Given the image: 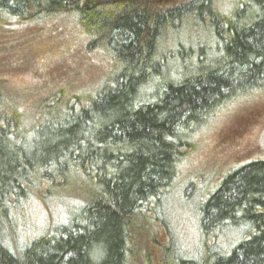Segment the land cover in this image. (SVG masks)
<instances>
[{
	"label": "trees",
	"instance_id": "obj_1",
	"mask_svg": "<svg viewBox=\"0 0 264 264\" xmlns=\"http://www.w3.org/2000/svg\"><path fill=\"white\" fill-rule=\"evenodd\" d=\"M166 1L0 0V24L71 17L109 62L91 86L35 101L31 119L0 86V264H264V155L207 192L192 256L168 201L196 129L264 87V0ZM52 191L76 211L16 249L13 209Z\"/></svg>",
	"mask_w": 264,
	"mask_h": 264
},
{
	"label": "rangeland",
	"instance_id": "obj_2",
	"mask_svg": "<svg viewBox=\"0 0 264 264\" xmlns=\"http://www.w3.org/2000/svg\"><path fill=\"white\" fill-rule=\"evenodd\" d=\"M227 1L216 3L225 8ZM75 25L71 17L36 25L21 20L0 24V86L5 87V95L16 98L26 119H31L35 101L54 89L91 86L108 69L103 52L88 48V38H83ZM199 33V28L187 31L186 43L194 44ZM192 140L195 143L185 150L181 176L168 200L175 244L189 256L199 250L198 208L207 192L216 188L220 174L228 172L227 166H239L264 155V87L232 98L196 129ZM73 199L61 197L58 191L45 197L32 194L25 198L21 206L13 209L11 244L19 249L23 243L52 231L76 211L77 206L71 207L76 201ZM158 229L159 240L164 242L166 232ZM227 233L222 234L221 241L229 243Z\"/></svg>",
	"mask_w": 264,
	"mask_h": 264
}]
</instances>
